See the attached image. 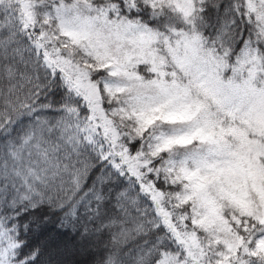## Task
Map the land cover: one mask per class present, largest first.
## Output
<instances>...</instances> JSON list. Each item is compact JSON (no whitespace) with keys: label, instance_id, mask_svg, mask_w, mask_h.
Listing matches in <instances>:
<instances>
[{"label":"snow or ice","instance_id":"1","mask_svg":"<svg viewBox=\"0 0 264 264\" xmlns=\"http://www.w3.org/2000/svg\"><path fill=\"white\" fill-rule=\"evenodd\" d=\"M0 264H264V0H0Z\"/></svg>","mask_w":264,"mask_h":264}]
</instances>
